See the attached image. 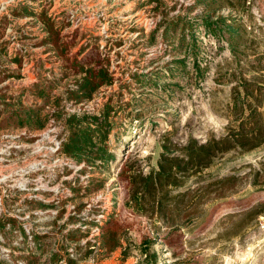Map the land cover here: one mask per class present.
<instances>
[{
  "label": "rangeland",
  "instance_id": "1",
  "mask_svg": "<svg viewBox=\"0 0 264 264\" xmlns=\"http://www.w3.org/2000/svg\"><path fill=\"white\" fill-rule=\"evenodd\" d=\"M162 1L0 0V78L11 76L0 84V262L28 264L20 257L32 254L35 264H52L51 256L57 253L62 257L58 264H264V147L227 155L205 172H219L213 180L231 174L239 180L213 186V196L224 198L203 207L204 215L190 228L171 234L127 205L128 182L120 172L128 158L143 167L156 164L158 141L167 132L181 144L190 137L205 142L224 136L236 79L252 88L258 86L256 78L264 82V0H219L215 5L220 16L234 18L241 28V69L226 38L217 43L203 31L196 60L192 55L177 57L178 41L163 38L162 27L151 43L164 13L174 16L172 7L179 10L194 3ZM22 5L47 10L58 22H66L64 34L77 31L72 52L87 47L81 60L97 50L111 57L115 85L84 105L62 101L66 113H97L112 96L114 104L124 108L117 121L132 112L148 122L144 128L137 124L131 133L136 142L127 137L130 131L122 141L111 138L117 162L110 172H84L83 165L61 153L64 127L51 117L53 98L61 96L72 78L62 80L63 63L40 45L45 37L40 23L13 16ZM179 59L184 64L177 63ZM136 76H144L146 83ZM35 84L51 94L47 104L33 95ZM35 103L46 105L42 116L49 119L44 128L17 127L20 105ZM260 111L264 113V95ZM149 155L151 160L146 159ZM254 180L258 186L252 185ZM190 213L181 206L176 222L188 224ZM34 234L41 239L35 241ZM143 241L155 242L148 263L141 252Z\"/></svg>",
  "mask_w": 264,
  "mask_h": 264
},
{
  "label": "trees",
  "instance_id": "2",
  "mask_svg": "<svg viewBox=\"0 0 264 264\" xmlns=\"http://www.w3.org/2000/svg\"><path fill=\"white\" fill-rule=\"evenodd\" d=\"M155 2L159 5L164 4L162 0H150V3ZM219 4V0H194L193 5L187 7L181 5L179 10L176 6L172 7L171 13H177L174 16H170L168 12L164 13L159 28L151 34V43L156 40L155 35L162 27L163 38L169 42L178 41L177 57L192 55L196 60L200 50L199 31H203L204 35L217 43L226 38L230 52L237 59L235 65L241 69L239 61L242 43L241 28L234 18L220 16L219 9L215 8V5ZM202 6L204 9L191 17V14ZM210 7H213V10ZM13 13L14 17H32L40 23L45 32L40 45L48 47L49 51L55 54L56 59L63 63L62 80L72 78V83L66 87L61 96L53 98L51 117L57 122H62L64 127L65 138L61 143V153L73 159L77 165H83L84 172L89 168L98 169L101 173L110 172L112 165L117 162V155L114 149L110 148L111 138L122 141L124 134L130 131L127 137L130 142H136L137 138L131 136V133L136 131L137 124L144 128L148 122H144L140 114L132 112L123 116L125 120L117 121L116 117L124 111V108L121 104H114L112 96L103 104L102 109L94 114L66 113L62 109V101L71 102L75 106L84 105L92 102L101 90L113 87L116 78L111 57L97 50L94 56H87L81 60L80 56L84 54L87 47H82L76 53L72 52L78 32L64 34L69 27L68 24L64 21L58 22L57 18L50 15L47 10L36 12L22 5ZM176 62L182 65L185 61L179 59ZM15 63L21 65L22 60L16 59ZM136 77L139 83H146L144 76ZM9 78L11 76L6 75L0 78V84ZM236 81L238 83L233 92L231 119L224 136L211 137L205 142L190 137L181 144L173 140L167 132L158 141L161 150L156 164L149 163V166L143 167L138 162H132V158L124 162L120 177L128 182L127 205L135 214L149 218L155 225L161 224L163 228L174 234L183 228H190L200 219L204 215L202 209L208 203L224 198L221 195L213 196V193H216L213 186L222 187L239 180L237 174L216 180L213 179L219 172L205 174L227 155L233 153L244 155L264 147V113L260 111L264 82L256 78L254 82L258 86L252 88L253 85L244 79L237 78ZM33 88L35 89H32V92L37 100H44L47 104L52 99L46 89L39 90L38 84H35ZM2 101L5 103V100ZM45 104L44 106L37 103L32 106L20 105V110L15 114L17 127L31 130L43 129L45 121L49 119L48 116H42ZM2 116L3 113L0 111V120ZM146 159L151 160L152 155ZM98 180L104 183V180ZM252 185L258 186L259 182L254 180ZM181 206L185 210H192L188 218L190 222L186 225L176 222L181 214ZM5 225L3 224L2 227ZM33 238L35 241L41 239L36 234ZM154 244V241L142 242L141 252L147 263L151 259L149 253ZM51 257L52 264H58L62 260L61 255L57 253ZM20 258L28 264H35L36 258L32 254ZM156 258L157 255L154 254L153 261ZM0 264L7 263L1 261ZM69 264H74L73 260H69Z\"/></svg>",
  "mask_w": 264,
  "mask_h": 264
}]
</instances>
